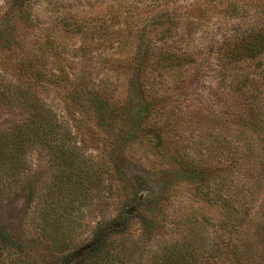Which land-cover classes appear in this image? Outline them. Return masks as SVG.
<instances>
[{
  "label": "rangeland",
  "instance_id": "374dc122",
  "mask_svg": "<svg viewBox=\"0 0 264 264\" xmlns=\"http://www.w3.org/2000/svg\"><path fill=\"white\" fill-rule=\"evenodd\" d=\"M16 1L23 3L20 14L14 12ZM154 3L157 5L149 8ZM159 6L175 10L179 21H191L178 30L182 40L176 48L193 46L207 53L208 59L215 57L217 45L213 41L223 35L264 27V0H0V28L10 38L22 41L20 47L0 45V137L14 136L15 127L30 115L25 99L33 107L43 104L51 109L62 125L60 130L70 131L89 164L109 166L108 172H101L98 188L85 187L82 203L70 206V218L59 224L60 229L55 228L56 234L44 221L56 220L53 209L46 205L55 186L49 155L41 144L29 145L19 178L13 184L14 179L1 184L3 188L0 185V264H264V143L257 134L248 132L257 153L247 152L248 158L234 154V147L247 146L236 138V126L221 114L222 100L230 101L232 83H236L227 65L207 60V69L201 72L189 64L178 76H172L178 80L172 92L163 85L151 89L147 100L167 97L165 106H158L160 112L145 127L163 129L168 146L179 155L188 153L216 166L236 163L232 170L228 165L232 188L223 194L242 218L252 219L248 232L240 231L237 218L225 225L229 209L219 205V199H205L193 187L179 182L176 168L155 162L145 144L128 148L123 158L129 163L132 178L143 177L152 189L141 191L120 177V167L110 162L91 113L76 111L66 103L70 87L61 79L67 73L76 81L71 51L62 47L32 49L35 67L43 72L40 79L30 77L27 69H18L19 57L29 53L22 47L29 44L35 48L34 41L44 40L48 26L57 20L83 15L93 22L111 16L115 25L127 32L126 20L146 19ZM16 16H20L21 31L14 23ZM52 32L59 31L55 28ZM79 41L76 37L66 42L77 47ZM133 51L132 42L121 49L105 44L84 65L98 70L93 82L100 81L99 89L115 104L126 98L127 80L120 69L108 71L109 59L99 63L96 58L112 53L110 57L127 60ZM241 70L251 72L257 80L252 93L259 90L263 101L264 70H254L251 65ZM236 71L239 74L240 67ZM173 78L167 74L163 80ZM186 79L193 81L185 96L174 102L171 95L177 86L180 90L187 84ZM151 81L146 79L145 86Z\"/></svg>",
  "mask_w": 264,
  "mask_h": 264
},
{
  "label": "trees",
  "instance_id": "16d2710c",
  "mask_svg": "<svg viewBox=\"0 0 264 264\" xmlns=\"http://www.w3.org/2000/svg\"><path fill=\"white\" fill-rule=\"evenodd\" d=\"M156 5V3L150 4L149 8ZM160 6L153 15L146 19L137 17L133 22L126 20L127 32L121 26L115 25L116 22L111 16L110 18H97L93 22L83 15L57 20L51 26L59 32H52L55 28L51 30V26H48L44 34L46 38L34 41L37 45L35 48H32L33 45L28 46L29 44L22 47L29 53L19 57L18 69H27L30 77L40 79L43 72L35 67L36 59L30 53L32 49L51 51L62 47L65 51H71L72 54L69 57L75 62L76 81L68 78V74L63 71L65 77L61 81L63 80V84L70 87L69 101L65 102L76 111L84 110L91 113L101 132V141L108 151L110 162L114 167H120V177L123 175L126 181L133 186L136 185L134 188L138 187L141 191L152 189L143 177L132 178L129 163L125 164L127 160L123 158L128 148L145 144L155 158V162H159L161 166L176 168L179 182L193 187L194 191L205 199L209 197L219 199V205L229 209L226 210L225 225L237 218L235 223L239 222L240 231L246 232L247 230L248 232L252 226V219L245 215L242 218L239 211L228 202L225 196V193L232 188L231 173L228 168L230 166L231 170L234 169L236 163L228 164L229 166L226 164L216 166L207 163L208 161H198L188 153L179 155L175 148L168 146L163 136V129L145 127L146 122L160 112L158 106H165L167 96L152 97L151 100H147L146 97L148 92L151 89L154 90L157 85H163L165 89L172 92V87L178 85V80L174 79L175 76H178L189 64H194L201 72L207 69V60H214L218 65H227L226 68L233 70L232 77L236 83H232L230 101L222 100L225 108L221 105L224 109L221 114L224 113L223 116L236 126V138L247 146L246 149L234 147V154L239 153L242 158H248L249 154L257 153L254 149L256 148L254 147L255 142L251 140L252 136L248 132L257 134L259 142L264 143V100L261 101L259 90L256 91L257 93H252L253 84H257V80L250 76L251 72L242 71L241 67L251 65L254 70H264V27L243 29L233 35H223L218 41H213L217 45L215 57L208 59L207 53L204 54L202 50L195 49L193 46L180 45L181 49L176 48L177 42L182 40V34H178V30L183 29V23L186 25L191 21H179L175 18V10L169 7L161 9ZM14 7L15 11L12 10L20 14L23 11L22 1H16ZM19 17L16 16L14 23L21 31L18 24ZM18 35L24 34L19 32ZM76 37L80 39L77 47L66 42ZM20 42L22 41H19V38H10L0 28V45L9 47L16 44L20 47ZM130 42L133 43L134 51L131 58L127 60L110 57L112 53H105L100 55L101 58H96L99 63L109 59L108 71L120 69L127 80L128 94L120 104H115L106 99L103 90L99 89L100 81L93 82L99 73L98 70L94 66L85 68L84 65H88L94 59L92 54L98 47L107 44L111 48L116 44V47L121 49ZM238 67H240L239 74L236 71ZM167 74L170 78L174 77V81L163 80ZM51 76L58 77V75ZM197 76L195 74V77ZM148 78H152V81L146 87L145 80ZM186 80L187 84L180 90L177 86V91L171 95L174 102L177 99L180 100L181 96H185L187 87L193 81ZM23 104L31 107L26 121L21 126L15 127L14 136L0 137V185L7 184L14 179L11 183L13 184L19 178L29 145L37 143L44 146L49 155L55 180L54 190L50 193L51 198L46 205L48 209H53V215L56 216V220L44 221L46 224H51L57 234L55 228L60 229L59 224L67 222L70 218V206L82 203L85 187L98 188L101 182L100 174L108 172L109 166L99 162H95L94 165L89 164L85 156L80 153V147L76 145L77 142L71 137L70 131L60 130L62 125L49 107L43 104L33 107L25 99H23ZM120 177L119 180L122 178Z\"/></svg>",
  "mask_w": 264,
  "mask_h": 264
}]
</instances>
